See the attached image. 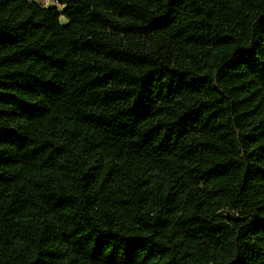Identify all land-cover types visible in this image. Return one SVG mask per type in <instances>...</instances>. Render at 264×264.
Segmentation results:
<instances>
[{
    "label": "trees",
    "instance_id": "1",
    "mask_svg": "<svg viewBox=\"0 0 264 264\" xmlns=\"http://www.w3.org/2000/svg\"><path fill=\"white\" fill-rule=\"evenodd\" d=\"M0 264H264V0H0Z\"/></svg>",
    "mask_w": 264,
    "mask_h": 264
},
{
    "label": "built area",
    "instance_id": "2",
    "mask_svg": "<svg viewBox=\"0 0 264 264\" xmlns=\"http://www.w3.org/2000/svg\"><path fill=\"white\" fill-rule=\"evenodd\" d=\"M47 5L44 7H50V6H59V0H46Z\"/></svg>",
    "mask_w": 264,
    "mask_h": 264
},
{
    "label": "rangeland",
    "instance_id": "3",
    "mask_svg": "<svg viewBox=\"0 0 264 264\" xmlns=\"http://www.w3.org/2000/svg\"><path fill=\"white\" fill-rule=\"evenodd\" d=\"M43 7L47 5V1L46 0H37ZM61 9V8H60ZM66 19L64 17L61 18V22L64 24L66 23Z\"/></svg>",
    "mask_w": 264,
    "mask_h": 264
}]
</instances>
